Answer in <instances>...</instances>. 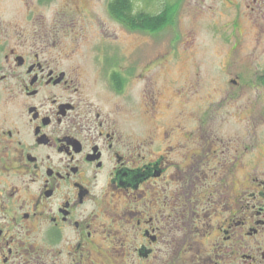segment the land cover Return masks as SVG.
Listing matches in <instances>:
<instances>
[{
	"label": "flooded vegetation",
	"instance_id": "obj_1",
	"mask_svg": "<svg viewBox=\"0 0 264 264\" xmlns=\"http://www.w3.org/2000/svg\"><path fill=\"white\" fill-rule=\"evenodd\" d=\"M134 1V15L170 22L132 29L114 0H38L60 2L53 27L105 18L142 43L172 28L169 44L139 46L137 66L96 51L114 102L89 89L78 46L36 28L35 0H0V264H264V0ZM200 26L219 28L218 104ZM134 81L135 108L122 98ZM231 100L246 123L229 135Z\"/></svg>",
	"mask_w": 264,
	"mask_h": 264
},
{
	"label": "rangeland",
	"instance_id": "obj_2",
	"mask_svg": "<svg viewBox=\"0 0 264 264\" xmlns=\"http://www.w3.org/2000/svg\"><path fill=\"white\" fill-rule=\"evenodd\" d=\"M35 13H36V28L44 29V31L48 30L52 35L54 30H61L60 35L55 37L58 39H63L66 44L76 45L77 48L81 51L80 55H82L83 61L85 62V72L88 80V87L91 91H94L98 97L102 100L109 101L113 98L115 102L116 97H113L110 89H108V83L103 77L104 72L101 69H97L96 65H99V54L96 51L110 50L115 52L121 59V63L123 64H131L138 65L140 59H142V54L139 52L140 45H146V51H153L157 48V46H163L169 44L170 34H172L171 27L165 28L161 33H157L156 35L148 34L145 35L146 42H141V36L137 32L127 33V30L124 29L123 26L118 24L117 22H111L108 19L102 18L95 21H87V19L79 20V17H76V21H71L66 16L58 15L57 17L61 21H57V27H53V21L51 20L55 11L58 7L61 6L60 2L53 4L52 6H45L43 4H38V0H35ZM142 4H146V9L150 5V1H142L136 0V6L140 7ZM161 1H157V9L153 10L155 4L150 8V11L157 12L160 10ZM98 7L96 6V9ZM95 9V8H94ZM101 12V9H98ZM38 14V16H37ZM40 14V15H39ZM96 19V18H94ZM81 25L85 26L84 31H80ZM187 26L189 29L195 30L191 27V23H188L186 18L181 17V19L177 23V27L179 29ZM102 29H106L102 31ZM217 27H208V26H200L196 27L194 35L195 44L198 46L197 51V59L200 60L199 64H201V72L202 77L206 79L208 85L207 92L212 94L210 100L218 104V100H220V96L218 91H213V86L219 81V78H224L226 73L223 71L224 66L221 63L224 59L223 49L221 47V40L219 39L220 35L215 33V30H218ZM102 31V32H101ZM101 32V33H100ZM215 34V35H214ZM169 35L168 37H166ZM63 36V37H62ZM229 44H232L229 43ZM153 46V47H150ZM156 47V48H155ZM225 50V49H224ZM146 55L149 56V52H146ZM178 61L177 64L173 66L174 75L170 77H176L179 72V69H184L185 63ZM223 68V69H222ZM139 89L140 84L136 81L130 83L128 85L127 90L123 93V100L126 103H130V106L135 108L138 105L139 100ZM210 90V91H209ZM222 105L224 110H226V121L224 122L225 130L227 134H239L240 129L244 130L245 126H243L246 122L245 115L242 114V123L230 114L232 105H235V102L231 101H222ZM132 108V109H133ZM131 119L134 121L133 124H137L139 122V117L137 116V112L134 109V115H131ZM149 125L152 124V121L148 122ZM216 124V123H215Z\"/></svg>",
	"mask_w": 264,
	"mask_h": 264
},
{
	"label": "trees",
	"instance_id": "obj_3",
	"mask_svg": "<svg viewBox=\"0 0 264 264\" xmlns=\"http://www.w3.org/2000/svg\"><path fill=\"white\" fill-rule=\"evenodd\" d=\"M114 12H116V15L124 13V9H130L131 17L130 18H124V22L129 24L130 27L133 29L138 26H142L144 23V27L150 31H158L161 28H163L166 24H168L169 18L162 17V15L152 16L150 13L145 14V18H142L140 15H134V0H114ZM121 13H117V12ZM167 10H163L162 13L164 14ZM121 17V16H117Z\"/></svg>",
	"mask_w": 264,
	"mask_h": 264
}]
</instances>
